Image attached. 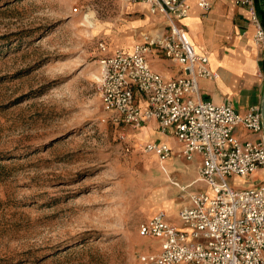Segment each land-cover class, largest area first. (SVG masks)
<instances>
[{
    "label": "rangeland",
    "instance_id": "rangeland-1",
    "mask_svg": "<svg viewBox=\"0 0 264 264\" xmlns=\"http://www.w3.org/2000/svg\"><path fill=\"white\" fill-rule=\"evenodd\" d=\"M145 15L142 3L118 0H0V264H138L159 241L137 224L162 204L175 212L186 192H209L183 185L179 164L194 159L177 151L160 163L139 131L101 108L97 44L126 48L164 24L138 21Z\"/></svg>",
    "mask_w": 264,
    "mask_h": 264
},
{
    "label": "built area",
    "instance_id": "built-area-1",
    "mask_svg": "<svg viewBox=\"0 0 264 264\" xmlns=\"http://www.w3.org/2000/svg\"><path fill=\"white\" fill-rule=\"evenodd\" d=\"M142 3L148 13L159 14L164 28L138 32L128 51L97 47L95 88L107 119L114 125L138 129L154 119L159 131L170 133L179 143L178 156H199L197 180L209 192L187 195V205L176 213L179 225L167 223L157 210L137 224L142 237L157 238L154 251L137 255L138 264H264V181L233 187L229 176L243 177L264 170V139L259 106L237 112L229 101L213 103L199 97L197 79H213L207 56L194 51L179 21L189 10L188 0H118ZM204 15L209 0H194ZM246 9L252 27V42L264 47V27L254 0H234ZM159 52L174 74L151 68L149 55ZM142 100V106L136 98ZM241 126L256 139H239L232 132ZM142 151L162 163L169 157L163 141H147Z\"/></svg>",
    "mask_w": 264,
    "mask_h": 264
},
{
    "label": "crops",
    "instance_id": "crops-1",
    "mask_svg": "<svg viewBox=\"0 0 264 264\" xmlns=\"http://www.w3.org/2000/svg\"><path fill=\"white\" fill-rule=\"evenodd\" d=\"M188 2V13L179 23L194 51L206 55L208 68L216 73V77L213 79H197L200 99L209 100L213 103L227 100L239 113L245 112L252 105L260 108L262 88L264 87V47L256 46L252 42V27L248 22L246 9L237 5L234 0H209L210 8L206 14L202 15L194 0H188ZM255 6L257 10L264 12V0H255ZM143 9L147 11L144 4ZM150 15H145L144 18H140L138 21L148 22L151 19L157 20L156 16H161L159 14ZM162 28H164V24H154L146 29ZM130 47L120 48L128 51ZM149 62L151 68L160 73L174 74L178 70L177 65L171 64L158 51L149 55ZM232 98H235V100H232ZM136 99L138 104L142 106V100L138 97ZM157 127L156 121L149 119L136 130L139 131L141 138L146 139V141H159L155 139L154 135L155 131H158ZM232 133L239 139H256V134L245 130L241 126H236ZM162 141L168 145L170 151L169 157L163 161V164L171 165L174 162L173 153L180 149L179 143L176 141L177 144L172 147L167 140L163 139ZM193 159L194 162L189 166L181 164V162L179 164V170L189 177L186 180H190L188 183L183 184L186 187H190L192 183L199 181L195 177L199 156L193 154L190 159L185 160L191 161ZM235 177L229 176L228 178ZM248 177L244 185L238 188L253 186L264 181V170H256ZM183 188L184 186H179V189ZM190 192L194 191L191 190L182 195L184 201L181 202L175 212V205H170V202L166 206L162 204L164 209L159 208V210L163 211L164 215L174 213L177 218L176 213L180 207L187 205V195ZM164 220L171 223L165 216Z\"/></svg>",
    "mask_w": 264,
    "mask_h": 264
},
{
    "label": "water",
    "instance_id": "water-1",
    "mask_svg": "<svg viewBox=\"0 0 264 264\" xmlns=\"http://www.w3.org/2000/svg\"><path fill=\"white\" fill-rule=\"evenodd\" d=\"M260 114H261V123H262V134L264 139V87L261 94Z\"/></svg>",
    "mask_w": 264,
    "mask_h": 264
},
{
    "label": "trees",
    "instance_id": "trees-1",
    "mask_svg": "<svg viewBox=\"0 0 264 264\" xmlns=\"http://www.w3.org/2000/svg\"><path fill=\"white\" fill-rule=\"evenodd\" d=\"M254 1H255V0H254ZM256 11H257V14H259V16H260V19H261L262 25H263V27H264V12H263L262 10H257V9H256Z\"/></svg>",
    "mask_w": 264,
    "mask_h": 264
},
{
    "label": "bare ground",
    "instance_id": "bare-ground-1",
    "mask_svg": "<svg viewBox=\"0 0 264 264\" xmlns=\"http://www.w3.org/2000/svg\"><path fill=\"white\" fill-rule=\"evenodd\" d=\"M88 24H90V23L88 22Z\"/></svg>",
    "mask_w": 264,
    "mask_h": 264
}]
</instances>
